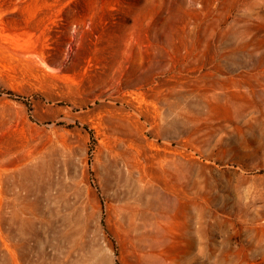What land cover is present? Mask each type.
I'll return each instance as SVG.
<instances>
[{"label": "rangeland", "instance_id": "374dc122", "mask_svg": "<svg viewBox=\"0 0 264 264\" xmlns=\"http://www.w3.org/2000/svg\"><path fill=\"white\" fill-rule=\"evenodd\" d=\"M0 264H264V0H0Z\"/></svg>", "mask_w": 264, "mask_h": 264}]
</instances>
